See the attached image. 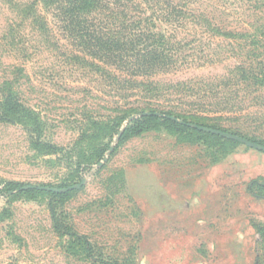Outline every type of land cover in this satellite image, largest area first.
Segmentation results:
<instances>
[{"label": "rangeland", "instance_id": "obj_1", "mask_svg": "<svg viewBox=\"0 0 264 264\" xmlns=\"http://www.w3.org/2000/svg\"><path fill=\"white\" fill-rule=\"evenodd\" d=\"M188 1L221 28L155 22L182 56L147 88L104 79L101 69L114 70L64 37L43 5L48 36L0 1V93L12 81L40 116L41 141L58 149L38 152L25 126L0 123V264H96L55 230L52 209L105 261L264 264V187L248 189L264 185V153L164 122L171 111L264 146V30L254 31L264 24V0ZM148 109L159 123L120 142L127 122ZM82 180L61 193L6 191L7 183L64 190Z\"/></svg>", "mask_w": 264, "mask_h": 264}, {"label": "trees", "instance_id": "obj_2", "mask_svg": "<svg viewBox=\"0 0 264 264\" xmlns=\"http://www.w3.org/2000/svg\"><path fill=\"white\" fill-rule=\"evenodd\" d=\"M8 9L13 10L19 19L27 22L40 34L48 36L50 28L47 20L42 16L40 5H43L52 14L55 24L62 35L72 41L88 55L114 70L110 73L100 70L104 79L111 80L113 84L129 88H147L157 85L148 79L153 75L173 72L180 63V42H172L167 34L157 30L155 22L164 23L170 29L196 28L205 32L220 30L214 24L208 9H194L187 5L188 0H0ZM263 1V0H262ZM264 30V24L255 25L254 31ZM172 36V35H171ZM98 67V66H97ZM99 68V67H98ZM238 70L242 69L240 66ZM243 71V70H242ZM256 84L258 78H253ZM3 89L0 93V123L20 124L25 126L32 135L31 146L43 154L55 153L58 149L40 139L41 119L35 110L25 105L18 96V90L12 81L1 83ZM149 115L130 119L119 141L122 142L138 132L146 131L156 126L160 117L157 110L148 109ZM166 117L173 116L171 111L164 113ZM130 115H120L112 122L115 131H119L122 123ZM197 119L205 117L193 116ZM178 119V118H177ZM170 127L184 131H194L218 139L216 135L204 133L164 118ZM184 123H188L184 120ZM104 124L103 122L100 125ZM107 124V123H106ZM154 124V125H151ZM213 129L223 130L217 126L195 123ZM99 126V124H98ZM223 139V138H221ZM226 140V139H225ZM250 140V139H249ZM258 143L254 140H250ZM228 142L237 143L228 140ZM239 144V143H237ZM259 144V143H258ZM101 153L97 161L102 157ZM25 186L17 183H7L6 191H15L18 194L43 195L46 191L37 189H24ZM264 187L255 181L251 182L250 192ZM54 198H65L68 194H49ZM52 220L57 232L73 239L86 258L96 260V264H119L115 261L100 259L101 254L95 255L94 246L59 219L57 212L52 209ZM264 238V229H259Z\"/></svg>", "mask_w": 264, "mask_h": 264}, {"label": "water", "instance_id": "obj_3", "mask_svg": "<svg viewBox=\"0 0 264 264\" xmlns=\"http://www.w3.org/2000/svg\"><path fill=\"white\" fill-rule=\"evenodd\" d=\"M168 119L173 120V121H177L180 124H185L187 127L196 129L198 131H202L205 133L216 135V136L222 137V138L227 139V140L235 141V142L242 144L248 148H251V149H254L256 151L264 153V146L263 145L254 143V142H252L246 138L240 137L238 135L227 133V132L217 130V129H212L209 127L199 126L196 124L184 123L183 121H178L173 117H168ZM83 184H84V180H82L79 183V185L69 186V187L65 188L64 190L56 189L53 187H42V186H38V187L37 186H27V187H24V189H37V190L49 191V192H53V193H61V192H67V191H72V190H78L82 187Z\"/></svg>", "mask_w": 264, "mask_h": 264}]
</instances>
